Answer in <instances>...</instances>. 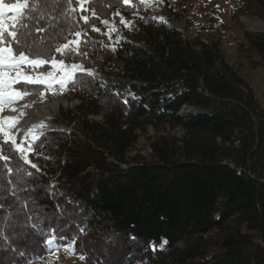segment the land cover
Wrapping results in <instances>:
<instances>
[{
	"label": "trees",
	"instance_id": "obj_1",
	"mask_svg": "<svg viewBox=\"0 0 264 264\" xmlns=\"http://www.w3.org/2000/svg\"><path fill=\"white\" fill-rule=\"evenodd\" d=\"M239 1L264 9V0ZM19 2L18 34L32 30L29 41L59 60L54 49L69 41L57 37L79 31L83 55L66 62L102 74L81 71L68 83L80 99L70 119L87 140L52 128L30 148L8 147L0 133V264L37 260L49 238L73 242L91 264H264V109L220 40L151 15L132 20L139 0ZM34 9L44 31L29 22ZM105 19L126 27L131 41H116ZM245 36L264 57V35ZM184 106L196 111L181 114ZM149 127L183 133H160L150 158L130 159Z\"/></svg>",
	"mask_w": 264,
	"mask_h": 264
},
{
	"label": "rangeland",
	"instance_id": "obj_2",
	"mask_svg": "<svg viewBox=\"0 0 264 264\" xmlns=\"http://www.w3.org/2000/svg\"><path fill=\"white\" fill-rule=\"evenodd\" d=\"M139 1L142 3V8L130 13L129 17L132 20L140 16L145 17L146 15H151L152 17L163 18L170 24L184 29L187 34L200 32L204 37H213L220 40L226 61L247 79L264 109V57H261L256 50L250 47L245 36L247 32L264 35V26L261 28H251L247 22L243 21V17L246 16L256 23L260 21L264 23V9L261 5L252 3L247 6L241 4L239 0ZM3 3L10 7L17 2L8 3L6 0H3ZM14 16H17L14 12H4L3 19L5 21V27L9 26L11 18ZM105 20L109 22L112 21L111 23L114 26L115 33H111L115 34L116 41L126 38L124 33L126 27L129 25V21H125V17L121 20L126 24L125 28L114 19ZM66 64L70 66L71 64L78 63L66 62ZM45 65L46 64L36 65L31 67L30 70L27 67L20 69L25 75L47 77L48 80H46L44 84H41V88L38 91L28 88L29 91L27 94L16 98L14 102L23 100L27 95L35 96L39 101L44 100L50 95H58L65 101L59 107L60 109L53 112L49 122L45 126L36 129L34 134L29 130L25 133H20L16 131L15 127L9 128L7 126L8 122L6 121L4 114L9 103L5 102L0 106V123H3V127L9 131V134L16 141L24 144L22 146H25L26 148H30L31 142L35 141L44 131L52 128L66 129L87 140L79 126L70 119L77 113L80 99L68 87L69 82L63 84L60 83L64 74L58 69V67H52L51 62L49 67H45ZM4 70L8 71L7 69ZM81 71H86L90 74H102L100 70L98 71L94 68L86 69L82 67ZM9 75L14 76L15 73L10 72ZM13 87L14 89L21 90L17 85H14ZM195 111L196 108L194 107L184 106L180 113L189 114L194 113ZM90 117L95 120H102L101 114L91 115ZM168 131L178 137L183 133L182 129L179 127L171 129L161 128L160 130H156L154 127H149L146 133H142L135 145L130 148L127 153L128 157L132 159L138 154H141L150 158V154L152 153L150 143L154 140V137L160 133ZM4 138L8 140L7 137ZM131 163H134V161L131 160ZM123 166L127 167L125 164H123ZM57 244L59 246H57ZM81 256L82 255L75 253L73 242H57L53 244L51 251L48 250L42 257L37 260H32L27 264H91L85 259H81Z\"/></svg>",
	"mask_w": 264,
	"mask_h": 264
},
{
	"label": "snow or ice",
	"instance_id": "obj_3",
	"mask_svg": "<svg viewBox=\"0 0 264 264\" xmlns=\"http://www.w3.org/2000/svg\"><path fill=\"white\" fill-rule=\"evenodd\" d=\"M83 2L84 0H79L81 5H83ZM25 6V3H21L19 0H17V3L12 4L9 7L3 3V0H0V106H2L5 102L11 104L16 98L26 95L29 91L26 85H41L44 84L46 80H48L47 77H33L25 75L20 71L22 68L27 67L30 70L31 67L36 65H44L50 60L52 67H58V69L64 74L60 80V83L63 84L65 82H70L74 84L75 75L80 73L83 67L80 64H71L70 66L66 64V61L79 58L83 55L82 52L78 51L79 44L82 43V41H79L75 38L81 36L79 31L75 32V37H65L63 35H59L57 37L69 41L54 49V51L60 56L59 60H56L49 55L50 51H52L51 49H42V42L38 44L35 39L29 41V37L32 36V30L25 27L24 32L18 34V31L13 28V25L15 24L17 17L21 14V10L24 9ZM55 6H59V0H57ZM69 7H71L70 0ZM34 10L36 11V15L34 17H29V22L35 20V29L37 31H44L43 26L39 25V21L44 19V15L40 13L38 9ZM6 11L17 14V16L11 18V22L8 27H5V21L3 19L4 12ZM83 19L85 22H87L88 16H84ZM160 19L163 22V18ZM104 23L107 24L108 21L105 20ZM93 31H99V29L94 28ZM45 56L48 58L47 60L40 58ZM4 69H7L8 71H5ZM10 72L15 73V75L10 76ZM84 74L90 75V73ZM14 85H20V88L23 90L14 89ZM12 110L15 111V109ZM8 125L9 128H11V117L8 118ZM0 133H2L4 137L8 138L10 142L7 145L8 147L17 144V141L9 134V131L3 127V123H0ZM18 151L20 153H24L25 148L19 147ZM25 159H27V157H25ZM5 160H7V157H5ZM30 166L32 169H36L38 167L35 163H31ZM12 195L14 197L17 195L15 190L12 191ZM31 227L38 228L39 225L33 224ZM52 235V233L49 234V236ZM0 237L7 239V236L3 231H0ZM54 243L57 242L51 238L46 240L49 251L52 250ZM166 243L167 241H164L160 247L163 248L164 244ZM57 246L59 245L57 244ZM153 250H155V246H153ZM80 258L84 259L83 256Z\"/></svg>",
	"mask_w": 264,
	"mask_h": 264
},
{
	"label": "bare ground",
	"instance_id": "obj_4",
	"mask_svg": "<svg viewBox=\"0 0 264 264\" xmlns=\"http://www.w3.org/2000/svg\"><path fill=\"white\" fill-rule=\"evenodd\" d=\"M243 21L247 22L252 28H261L264 26L262 21L256 23L250 18L244 16ZM65 102L58 95H50L44 100L39 101L35 96L27 95L23 100L8 104L5 111V118L11 117L12 125L16 131L25 133L28 130L33 134L36 129L45 126L53 114V112L60 109L59 107ZM12 109H15L13 111ZM9 127V125L7 124Z\"/></svg>",
	"mask_w": 264,
	"mask_h": 264
},
{
	"label": "built area",
	"instance_id": "obj_5",
	"mask_svg": "<svg viewBox=\"0 0 264 264\" xmlns=\"http://www.w3.org/2000/svg\"><path fill=\"white\" fill-rule=\"evenodd\" d=\"M112 22V21H111ZM108 21L107 24H105V28L107 31L109 32H114L115 33V29H114V26L113 24ZM127 40L131 41V39H129L128 37H126ZM110 78L114 79L115 81H119L120 79L115 77V76H111ZM66 157L63 158V160L65 159Z\"/></svg>",
	"mask_w": 264,
	"mask_h": 264
},
{
	"label": "water",
	"instance_id": "obj_6",
	"mask_svg": "<svg viewBox=\"0 0 264 264\" xmlns=\"http://www.w3.org/2000/svg\"><path fill=\"white\" fill-rule=\"evenodd\" d=\"M122 167H124V166L122 165Z\"/></svg>",
	"mask_w": 264,
	"mask_h": 264
}]
</instances>
